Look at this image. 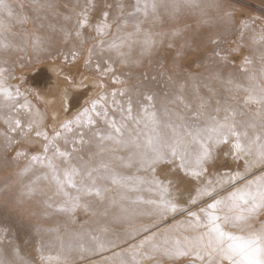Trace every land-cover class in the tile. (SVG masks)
Instances as JSON below:
<instances>
[{"label": "rangeland", "instance_id": "374dc122", "mask_svg": "<svg viewBox=\"0 0 264 264\" xmlns=\"http://www.w3.org/2000/svg\"><path fill=\"white\" fill-rule=\"evenodd\" d=\"M5 2L11 6L12 16L0 12V69H5L12 99L0 95V258L17 260L19 264H118L121 257L132 262L131 248L145 237L154 234L158 241L163 235L180 238L179 232L188 217L186 212L163 219L142 214L148 211V206L120 200L121 194L132 198L138 194L125 193L110 180L103 183L109 187L107 196L115 199V206L110 200L91 199L93 208H78L71 213L59 211L63 197L55 195V184L44 164L36 163L27 175H21L32 155H45L44 146L48 142L42 136L36 137L35 131L46 132L51 139L54 130H59L61 137L54 143L60 150L70 151L74 157L87 162L98 160L97 142L91 130H84V143L80 144L75 129L67 132L60 126L99 95L109 94L110 104V94L116 91L125 94L117 95L118 101L132 100L134 114L147 103L145 98L152 96L154 99L148 106L151 109L154 104L160 119L175 120L174 115H169L174 113L192 119L201 100L208 101L202 111L211 113L213 108H219L218 115L222 117L223 108L228 105L236 110L238 123L251 124L255 120L258 133L257 113L264 108L248 102V97L264 87V0H193V3L140 0V11H136L137 0ZM152 3L156 4L155 11ZM105 11L106 22L112 27L108 35L100 36L94 29L105 22ZM85 17L89 23L80 28L79 23ZM137 20L140 33L130 48L126 45L121 49L126 57H119L105 47L99 55L94 51L92 63H87L90 49L101 40L116 39L117 26L121 36L132 32ZM146 34L154 42L147 50L142 43ZM37 37L41 41L39 47L35 44ZM101 56L105 60L111 57L114 74L102 78L97 72L95 64ZM114 78L120 82L113 83ZM101 82L104 87L99 86ZM191 106L195 110H190ZM110 114L116 115L119 121V113ZM16 120L25 129L36 123L32 132L23 135L11 131L10 124L14 125ZM97 127L106 129L107 126L98 123ZM231 144L230 138L228 144L212 145V156L204 165L207 173L200 179L190 175L192 169L181 168L178 158L172 160L168 156L155 165L154 175L172 182V195L182 207L199 212L212 199L197 196L205 179L215 182L221 176L240 173L244 177L236 183L240 186L264 176L262 165L246 169L245 160L254 161V156L242 155L236 160ZM19 152L26 155L18 156ZM127 153L124 150L115 154L123 157ZM46 154L53 157V150ZM119 161H111L109 165L116 173V169L123 173L119 175L152 179L151 171L149 174L131 172L124 164L118 166ZM54 162L63 168L59 158ZM28 185L34 189L32 195H27ZM232 187L226 183L213 195L226 196ZM139 195L148 198L151 194ZM192 199L197 203L192 204ZM49 204L52 206L48 207ZM121 205L127 208L126 214L121 213ZM262 222L264 212L248 223L253 230H258ZM101 228L107 231L101 233ZM93 235L111 243L100 249L92 241ZM140 252L155 257L144 259L141 264H182L181 257L170 259L153 254L147 246Z\"/></svg>", "mask_w": 264, "mask_h": 264}, {"label": "snow or ice", "instance_id": "6c2138e0", "mask_svg": "<svg viewBox=\"0 0 264 264\" xmlns=\"http://www.w3.org/2000/svg\"><path fill=\"white\" fill-rule=\"evenodd\" d=\"M186 2L193 3V0H186ZM173 6L178 7V4L174 3ZM135 7L136 11L141 10L140 0H137ZM143 7L146 10L148 5L145 4ZM151 8L155 11L156 4L152 3ZM0 12H6L9 17L12 16L11 6L5 0H0ZM145 14H147L146 11ZM129 15L132 16L134 13H129ZM107 19L108 13L105 11L103 13L105 22L98 24L94 29L100 36L108 35L112 27L106 22ZM88 23V19L85 17L80 21L79 27H86ZM140 31L138 20L135 21L134 30L124 36H121L119 26H117L116 39L101 40L93 49H90L87 63H92L91 57L94 51L99 55L103 53L105 47L109 51H114L119 57H126V53L121 49L126 45L130 48L131 44L135 42L134 37ZM76 36H80L79 31L76 32ZM40 43V38L37 37L36 46L39 47ZM142 43L147 50L154 42L146 34ZM73 60H75V54ZM110 61V56L107 60L101 56V59L95 64V68L102 78L109 73H115ZM4 71L5 69H0V95L10 100L12 99V89L8 88L6 84ZM251 79H255V77H251ZM119 82L118 78L113 79V83ZM99 86L104 87L105 85L101 82ZM110 95V104L109 94L99 95L72 120L60 126L67 132H73L75 129L80 144L84 143V130H91L92 138L97 142L98 152L95 155L99 157L98 160L93 159L91 162H87L81 157H74L70 151L60 150L54 143L61 137L59 130H54L51 139L46 132L37 130L35 136H42L48 142L44 146L45 155H32L30 164L21 175H27L31 171L32 165L36 163L44 164L50 170V177L55 184V195L63 197V204L59 208L61 212L71 213L78 208L86 210L93 208L94 205L89 203L91 199L99 202L110 200L111 205L115 206V199L107 196L109 187L103 183L110 180L113 185L123 188L125 193L138 194L135 198L121 194L120 200L135 206H148V211L142 214L163 219L177 212L187 213L189 219L183 223L197 233L195 236H185L181 239L163 235L158 241L156 235L153 234L145 237L138 245L131 248L132 262L125 261L121 257L118 259V264H141L144 259H155L153 255L140 252L145 246L151 249V253H159L170 259L191 257L190 264H264V222L261 223L258 230H253L252 225L248 223L264 212V176L240 186H236L237 181L244 179L240 173L229 174L226 178L221 176L215 182L211 178L205 179L197 196H207L212 199L211 202L206 203V206L201 207L199 212H195L182 207L173 197L170 180L165 182L154 175L155 165L168 156L172 160L178 158L181 168L192 169L190 175L200 179L207 173V168L204 165L212 156V145L228 144L230 138L233 156L236 160L241 159L242 155L255 157V160L251 162L245 160L246 169H250L256 164L264 166V111L257 113L259 116V132L257 133L255 120L251 124L243 121L238 123L235 119L236 110L228 105L224 106V115L221 117L218 115L219 108H213L211 113L202 111L208 101L201 100L192 119H185L179 113H174L169 115H174L175 120L162 121L157 115L154 104L151 109L148 106L154 99L152 96L146 97L147 103L141 105L134 114L133 102L130 98L125 102L116 99L117 95L123 97L125 95L123 92L112 91ZM248 102H255L264 108V87L259 88L257 94H250ZM184 107L187 109L188 106L184 105ZM110 113H119V121L116 115ZM201 120L206 122L200 124ZM35 123L34 121L25 129L21 121L16 120L14 125L10 124V128L14 133L19 131V133L27 135L32 132ZM98 123L106 125V129L98 128ZM72 144L75 149L76 141H72ZM50 149L53 150L51 158L46 154ZM124 150L130 153L127 157L129 166L134 159H138L145 170H150L153 173L152 179L122 176L109 166L111 161L125 159V157L115 155V153ZM17 155L24 156L26 153L19 152ZM55 158H59L60 163L64 165L63 168L54 162ZM226 183L233 186L232 190L226 196H214L213 193L216 189L223 188ZM26 187L27 195H32L34 189L30 185ZM143 192H148L151 195L148 198L139 195ZM191 203L196 204L197 200L192 199ZM51 206V204L48 205V207ZM120 210L122 214H126L128 211L122 205ZM201 229L203 231H200ZM230 229H239V231ZM105 231L107 228L100 229L101 233ZM144 231H148V229L145 228ZM91 239L100 249H104L111 243L98 235L91 236ZM0 264H19V262L0 258Z\"/></svg>", "mask_w": 264, "mask_h": 264}, {"label": "bare ground", "instance_id": "6f19581e", "mask_svg": "<svg viewBox=\"0 0 264 264\" xmlns=\"http://www.w3.org/2000/svg\"><path fill=\"white\" fill-rule=\"evenodd\" d=\"M175 108V107H174ZM187 110V109H186ZM190 110H195L194 106H191ZM188 111V110H187ZM166 117L165 118H162L161 120L162 121H166ZM170 119V118H169ZM167 119V120H169ZM177 123H179V121H176ZM143 139V138H142ZM126 151V150H125ZM125 154V153H124ZM123 154V155H124ZM116 155V154H115ZM130 155V153L128 152L125 156V158H127L128 156ZM118 156V155H117ZM120 156V155H119ZM122 157V156H121ZM171 159V158H170ZM119 161V160H118ZM120 163H118L117 165H122L124 164V166L126 168H129L131 170V172L134 171H138V172H142V173H146V174H149V171L150 170H145L142 165H141V162L138 160V159H134L131 163V165L129 166V162L128 160L127 161H119ZM116 171L119 173L120 171L118 169H116ZM122 173V172H120ZM123 174V173H122ZM148 179V178H147ZM131 193V192H130ZM189 217H186V219L184 220V222L186 220H188ZM200 231H203V229H201ZM233 231H239V229H234ZM197 233L196 232H193L191 229H189L187 227V225L183 224L182 227H181V230L179 232V235H180V238L183 239V237L185 236H188V237H192V236H195ZM181 261H182V264H190V261H191V257H181Z\"/></svg>", "mask_w": 264, "mask_h": 264}]
</instances>
